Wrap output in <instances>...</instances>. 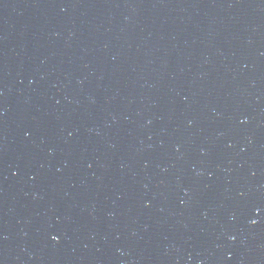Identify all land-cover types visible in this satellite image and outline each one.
I'll list each match as a JSON object with an SVG mask.
<instances>
[{
    "label": "water",
    "instance_id": "95a60500",
    "mask_svg": "<svg viewBox=\"0 0 264 264\" xmlns=\"http://www.w3.org/2000/svg\"><path fill=\"white\" fill-rule=\"evenodd\" d=\"M0 264H264V0H0Z\"/></svg>",
    "mask_w": 264,
    "mask_h": 264
},
{
    "label": "snow or ice",
    "instance_id": "6c2138e0",
    "mask_svg": "<svg viewBox=\"0 0 264 264\" xmlns=\"http://www.w3.org/2000/svg\"><path fill=\"white\" fill-rule=\"evenodd\" d=\"M55 238V237H54Z\"/></svg>",
    "mask_w": 264,
    "mask_h": 264
}]
</instances>
